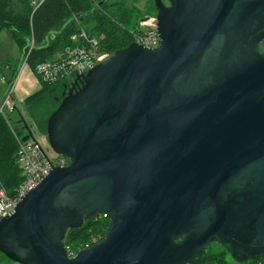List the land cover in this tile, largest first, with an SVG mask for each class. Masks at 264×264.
Wrapping results in <instances>:
<instances>
[{"label": "water", "instance_id": "95a60500", "mask_svg": "<svg viewBox=\"0 0 264 264\" xmlns=\"http://www.w3.org/2000/svg\"><path fill=\"white\" fill-rule=\"evenodd\" d=\"M153 1L158 48L132 43L64 87L47 139L69 163L0 220L10 261L192 264L219 244L264 264V0ZM102 215L103 240L69 257L67 233Z\"/></svg>", "mask_w": 264, "mask_h": 264}, {"label": "trees", "instance_id": "16d2710c", "mask_svg": "<svg viewBox=\"0 0 264 264\" xmlns=\"http://www.w3.org/2000/svg\"><path fill=\"white\" fill-rule=\"evenodd\" d=\"M121 1L123 0H45L34 12L33 0H0V33L6 30L10 34L23 58L30 53L27 64L41 84V90L25 101L31 116L36 110L38 99L47 91L54 94L55 86L58 85L46 83L38 77L37 66L53 60L68 47L71 44L70 38L78 32L79 25L83 26L85 23L94 21L91 31L87 30V32L98 38L100 54L110 55L132 44L131 32H135L141 20L147 16L140 9L129 7L130 5ZM101 2L103 4L99 6ZM129 25H132L131 31H129ZM10 69L11 76L8 83L12 84L19 71L17 67H10ZM64 92L65 88L63 94ZM63 94L56 99L59 105L63 100ZM11 118L10 113L5 117L0 115V183L10 195L24 180L16 161L18 151L16 136H22L12 125ZM34 122L38 124L35 123L39 129V123L35 120ZM108 224L109 219L98 217L96 220L86 221L79 229L70 230L65 239L66 248L69 252L77 254L91 241L101 242ZM0 257L8 263L16 264L2 253ZM192 264L237 263L221 246L213 245ZM248 264H259V260Z\"/></svg>", "mask_w": 264, "mask_h": 264}, {"label": "built area", "instance_id": "2783aa9c", "mask_svg": "<svg viewBox=\"0 0 264 264\" xmlns=\"http://www.w3.org/2000/svg\"><path fill=\"white\" fill-rule=\"evenodd\" d=\"M44 1L33 0L32 6L34 7V12L41 7ZM143 26H145V29H143ZM131 35L133 39L132 43H137L147 49L158 48L161 42L157 31V19L152 17H148V20L141 23V27L136 29L135 32H131ZM70 42L71 44L57 55L56 58L37 66L36 74L44 82L59 84L62 81L68 80L67 86L73 87L77 80L86 75L100 60L107 56L106 54L99 53L98 38L89 34L81 25L78 26V32L71 36ZM29 54L25 57L20 72L25 68ZM1 81L5 83L6 79L0 77ZM14 88L13 82L2 102L1 116H5L6 109L12 111L17 105L13 98ZM16 140L18 141L16 161L24 180L12 195L8 194L0 183V220L14 212L26 195L49 175L52 165L64 167L68 164L61 157L56 161H51L40 143L39 145H35L31 141L23 142L20 136H16ZM100 217L108 219L106 215ZM95 244H97L96 241H91L84 249L90 248ZM66 249L69 257L76 255L69 252L68 248Z\"/></svg>", "mask_w": 264, "mask_h": 264}, {"label": "rangeland", "instance_id": "374dc122", "mask_svg": "<svg viewBox=\"0 0 264 264\" xmlns=\"http://www.w3.org/2000/svg\"><path fill=\"white\" fill-rule=\"evenodd\" d=\"M126 2L129 7H135L137 9H140L145 16L156 18V10L154 7V3H151L149 0H123ZM121 1L122 3H124ZM150 3V4H149ZM125 4V3H124ZM144 16H142L143 18ZM141 18V19H142ZM94 21H91L89 24L85 23L83 24V28L85 30L91 31V26H94ZM132 25H129V31H131L133 28L130 27ZM139 27H141V23H139ZM143 29H145V26H143ZM25 58V57H24ZM24 58L22 57V54L19 50V48L16 46L14 41L12 40L10 34L5 30L0 33V77L9 80L11 76V69L10 67L14 68L17 67L18 71H20L21 67L24 64ZM9 65V66H7ZM26 67L29 68V64L26 63ZM34 77L36 78L40 88L41 84L39 80L37 79L36 75L34 74ZM68 80L62 81L57 86H55V93L52 94L50 91H47V93H44L40 99H38L36 106H35V112L33 113V116L30 115L29 107L25 105L24 101L18 100L17 107L21 111L22 115L25 117L27 122L31 125L33 132L35 133L38 142L41 144L42 148L44 149L46 155L51 161H56L60 159L51 149L48 139H47V123L48 122V116L52 112H55L59 104L57 103L56 99L62 97L64 87ZM13 84V82H12ZM12 84L9 85V88H11ZM70 85V84H69ZM8 88V89H9ZM53 90V89H52ZM39 91V90H38ZM7 93V86H4L2 81L0 82V110L1 105L4 100V97ZM18 97L20 98V95L18 93ZM58 106V107H57ZM12 111L5 110V116L11 114ZM3 116V117H5ZM11 123L12 125L18 129V131L21 133L22 138L26 136V131L23 130V125L19 124V114L15 112L14 114H11ZM39 123V129L38 124ZM37 125H36V124ZM0 264H11L8 263L3 258L0 257Z\"/></svg>", "mask_w": 264, "mask_h": 264}, {"label": "crops", "instance_id": "0c3cea01", "mask_svg": "<svg viewBox=\"0 0 264 264\" xmlns=\"http://www.w3.org/2000/svg\"><path fill=\"white\" fill-rule=\"evenodd\" d=\"M3 85L7 86V93H8V88L10 84L6 80V82L3 83ZM14 86L15 88H14L13 98L16 104L18 103V100L25 102L28 97L34 95L35 93L41 90L36 78L34 77V73L31 71L30 68H26V67L21 72L19 71V75L14 81ZM18 93L20 95V98L18 97Z\"/></svg>", "mask_w": 264, "mask_h": 264}, {"label": "flooded vegetation", "instance_id": "af4514ba", "mask_svg": "<svg viewBox=\"0 0 264 264\" xmlns=\"http://www.w3.org/2000/svg\"><path fill=\"white\" fill-rule=\"evenodd\" d=\"M151 3H154V1L153 0H149ZM163 2V4L166 6V7H170V5H171V3H170V1L169 0H163L162 1ZM150 4V3H149ZM155 7V6H154ZM155 10H156V8H155ZM146 18V17H145ZM147 18H148V16H147ZM261 51L262 52H264V49H261ZM72 87L70 86V87H68V91L71 89ZM64 160H66L67 161V163H69L68 162V160L67 159H65V158H63ZM68 165V164H67ZM213 245H219V244H212V245H210L209 247H211V246H213ZM220 246V245H219ZM208 247V248H209ZM226 251V250H225ZM228 254V253H227ZM229 255V254H228ZM230 256V255H229ZM230 258L233 260V258L230 256ZM254 260H259V264H262V259L260 258V257H255V258H253L252 260H249V261H247L246 263H244V264H248V263H252V262H254ZM235 263H237L235 260H233ZM238 264V263H237Z\"/></svg>", "mask_w": 264, "mask_h": 264}, {"label": "bare ground", "instance_id": "6f19581e", "mask_svg": "<svg viewBox=\"0 0 264 264\" xmlns=\"http://www.w3.org/2000/svg\"><path fill=\"white\" fill-rule=\"evenodd\" d=\"M6 84H7V83H6ZM7 85H8V84H7ZM9 89H10V88H9ZM9 89H8V90H9Z\"/></svg>", "mask_w": 264, "mask_h": 264}]
</instances>
